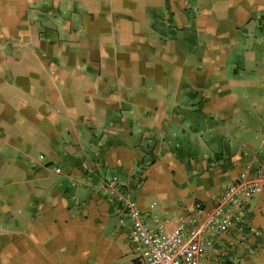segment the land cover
I'll return each instance as SVG.
<instances>
[{"label": "crops", "instance_id": "0c3cea01", "mask_svg": "<svg viewBox=\"0 0 264 264\" xmlns=\"http://www.w3.org/2000/svg\"><path fill=\"white\" fill-rule=\"evenodd\" d=\"M247 165L264 0H0V264H138L107 178L174 219ZM248 218L240 264H264V183Z\"/></svg>", "mask_w": 264, "mask_h": 264}, {"label": "built area", "instance_id": "2783aa9c", "mask_svg": "<svg viewBox=\"0 0 264 264\" xmlns=\"http://www.w3.org/2000/svg\"><path fill=\"white\" fill-rule=\"evenodd\" d=\"M263 169L245 166L225 185L212 209L205 211L197 203L195 215L174 219L152 216L147 220L128 196L127 183L107 178L102 186L116 216L127 220L138 264H240L241 249L251 253L250 244L263 236L251 228L248 218L250 202L264 183ZM86 184L91 186L89 181Z\"/></svg>", "mask_w": 264, "mask_h": 264}]
</instances>
